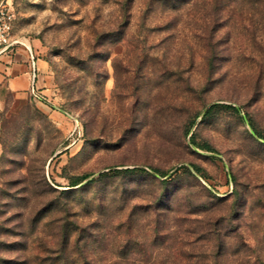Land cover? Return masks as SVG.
I'll return each mask as SVG.
<instances>
[{"label": "rangeland", "instance_id": "1", "mask_svg": "<svg viewBox=\"0 0 264 264\" xmlns=\"http://www.w3.org/2000/svg\"><path fill=\"white\" fill-rule=\"evenodd\" d=\"M0 2L44 90L0 88V264H264V0Z\"/></svg>", "mask_w": 264, "mask_h": 264}, {"label": "crops", "instance_id": "2", "mask_svg": "<svg viewBox=\"0 0 264 264\" xmlns=\"http://www.w3.org/2000/svg\"><path fill=\"white\" fill-rule=\"evenodd\" d=\"M28 48L30 47L20 41L19 45L0 55V88L34 97V88L37 93L44 92L40 90L43 88L40 78L42 62L34 58L33 64Z\"/></svg>", "mask_w": 264, "mask_h": 264}, {"label": "trees", "instance_id": "3", "mask_svg": "<svg viewBox=\"0 0 264 264\" xmlns=\"http://www.w3.org/2000/svg\"><path fill=\"white\" fill-rule=\"evenodd\" d=\"M34 58L36 59L35 56H34ZM224 110L236 111L233 106L224 105V104H217L216 103V104L210 105L207 108V110L204 112V114L202 116V119H206L208 117H213L214 115H217V114L221 113ZM193 124H194V122H190V124L187 127V132L192 128ZM253 129H254V132H255L256 136L259 139L264 140V134L258 132L254 127H253ZM191 142H192V144H194L196 147H198L201 150L211 151V148L207 144H200V143L196 142L194 140V138L191 139ZM192 167H193V169H194V171L196 173H198L200 175H203V174H201L202 170L198 166L192 165ZM179 169L182 170V171H186V172L190 173V170H188V168L185 167V166H181ZM142 172H146L145 169L144 168H138V167L126 168V169H123V170H110L109 172L100 173L98 175V178H104V177H107V176H110V175H115V174H118V173L135 174V173H142ZM157 172H159V171H157ZM159 173L161 174V176H165V173H163V172H159ZM87 177L88 176H86V175L79 176V177H74V178H72V180L70 182L71 183L70 185H72V186L78 185L81 182H83L84 180H86ZM91 180H89V181H91Z\"/></svg>", "mask_w": 264, "mask_h": 264}, {"label": "built area", "instance_id": "4", "mask_svg": "<svg viewBox=\"0 0 264 264\" xmlns=\"http://www.w3.org/2000/svg\"><path fill=\"white\" fill-rule=\"evenodd\" d=\"M14 19L15 14L11 9L10 4H3V2H0V55L20 44V41L15 38L12 33ZM28 50L30 53L31 60L34 64L35 59L32 54V51L30 48H28ZM36 91L37 90H35L34 88V97L39 98V100H44Z\"/></svg>", "mask_w": 264, "mask_h": 264}]
</instances>
